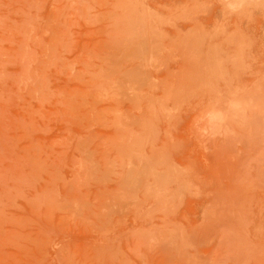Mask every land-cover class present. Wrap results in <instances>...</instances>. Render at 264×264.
Returning <instances> with one entry per match:
<instances>
[{"label":"rangeland","instance_id":"374dc122","mask_svg":"<svg viewBox=\"0 0 264 264\" xmlns=\"http://www.w3.org/2000/svg\"><path fill=\"white\" fill-rule=\"evenodd\" d=\"M215 0H0V264H264V16Z\"/></svg>","mask_w":264,"mask_h":264},{"label":"clouds","instance_id":"9594fccd","mask_svg":"<svg viewBox=\"0 0 264 264\" xmlns=\"http://www.w3.org/2000/svg\"><path fill=\"white\" fill-rule=\"evenodd\" d=\"M220 6L221 23L233 18L253 22L258 16H264V0H215Z\"/></svg>","mask_w":264,"mask_h":264}]
</instances>
